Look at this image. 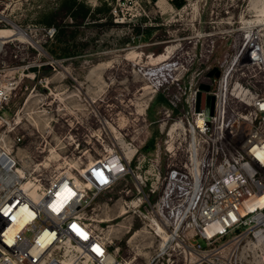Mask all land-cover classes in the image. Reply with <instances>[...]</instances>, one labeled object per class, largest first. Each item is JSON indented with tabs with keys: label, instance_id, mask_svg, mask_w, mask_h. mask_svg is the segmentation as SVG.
I'll return each mask as SVG.
<instances>
[{
	"label": "rangeland",
	"instance_id": "rangeland-1",
	"mask_svg": "<svg viewBox=\"0 0 264 264\" xmlns=\"http://www.w3.org/2000/svg\"><path fill=\"white\" fill-rule=\"evenodd\" d=\"M0 17L27 35L0 52V153L48 183L129 147L137 177L84 213L120 258L148 264L163 251L155 264H264L251 237L197 254L155 225L172 213L169 175L188 157L185 98L236 63L235 76L264 95V62L246 66L251 48L264 49V0H0Z\"/></svg>",
	"mask_w": 264,
	"mask_h": 264
},
{
	"label": "built area",
	"instance_id": "built-area-1",
	"mask_svg": "<svg viewBox=\"0 0 264 264\" xmlns=\"http://www.w3.org/2000/svg\"><path fill=\"white\" fill-rule=\"evenodd\" d=\"M0 24L9 23L0 17ZM250 56L247 68L259 66L263 47H253ZM236 66L210 78L213 113L205 99L196 109L199 85L185 98L188 157L184 171L169 175L178 196L168 205L171 215L159 223L165 232L177 233L185 251L197 254L230 235L241 244L249 237L258 242L257 234H264V95L235 76ZM127 150L48 183L11 151L0 153V264H132L84 215L94 196L137 177L132 167L137 152ZM66 187L74 195L61 201ZM261 244L264 249V239Z\"/></svg>",
	"mask_w": 264,
	"mask_h": 264
},
{
	"label": "bare ground",
	"instance_id": "bare-ground-1",
	"mask_svg": "<svg viewBox=\"0 0 264 264\" xmlns=\"http://www.w3.org/2000/svg\"><path fill=\"white\" fill-rule=\"evenodd\" d=\"M9 23L11 24V26L13 27H11V29H0V52L2 51V48H3V46L8 42V40L10 39V38H12V37H14V36H20V37H27V35H26V33L20 28V27H18L17 25H12V22L11 21H9ZM25 39H27V38H25ZM5 40H7L6 41V43H5ZM5 43V44H4ZM3 44V45H2ZM1 45H2V47H1ZM251 50H252V48H251ZM255 55L256 56H259V55H257L256 53H255ZM248 56V59L249 60H252V58H251V56H250V51H249V54L247 55ZM263 58H264V56H263ZM264 61V60H263ZM263 61H261V62H263ZM72 195H74V192L69 188V187H66V188H64L61 192H60V194L58 195L59 196V198L61 199V201H66L67 199H69ZM155 222V221H154ZM155 225H156V230H157V232H161V234L163 233V235H167L169 238H172L173 236H175V235H177V233L175 232L174 234L172 233V234H170V233H167V232H165L164 230H163V228L161 227V225L158 223V222H155ZM167 236L166 237H164L165 239L167 238ZM257 237H258V239L259 240H262L263 238H264V234L263 233H258L257 234ZM162 239H163V237H161ZM258 240V242L256 241L255 242V244H259V241Z\"/></svg>",
	"mask_w": 264,
	"mask_h": 264
},
{
	"label": "water",
	"instance_id": "water-1",
	"mask_svg": "<svg viewBox=\"0 0 264 264\" xmlns=\"http://www.w3.org/2000/svg\"><path fill=\"white\" fill-rule=\"evenodd\" d=\"M220 76V70L218 68L212 69L208 73L209 78H218ZM210 91V85L206 83H202L199 85V90L196 95V109H202L201 102L205 99L208 103H210L211 113H213L214 109V97L207 95V92Z\"/></svg>",
	"mask_w": 264,
	"mask_h": 264
},
{
	"label": "crops",
	"instance_id": "crops-1",
	"mask_svg": "<svg viewBox=\"0 0 264 264\" xmlns=\"http://www.w3.org/2000/svg\"><path fill=\"white\" fill-rule=\"evenodd\" d=\"M156 222H157V221H156ZM162 234H163V233H162ZM162 234H161V235H162Z\"/></svg>",
	"mask_w": 264,
	"mask_h": 264
}]
</instances>
